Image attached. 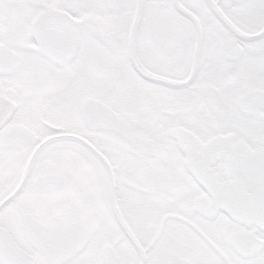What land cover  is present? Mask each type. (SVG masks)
<instances>
[{"label":"snow or ice","instance_id":"snow-or-ice-1","mask_svg":"<svg viewBox=\"0 0 264 264\" xmlns=\"http://www.w3.org/2000/svg\"><path fill=\"white\" fill-rule=\"evenodd\" d=\"M0 264H264V0H0Z\"/></svg>","mask_w":264,"mask_h":264}]
</instances>
